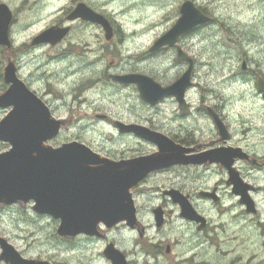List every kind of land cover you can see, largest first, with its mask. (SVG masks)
I'll use <instances>...</instances> for the list:
<instances>
[{
    "label": "rangeland",
    "instance_id": "rangeland-1",
    "mask_svg": "<svg viewBox=\"0 0 264 264\" xmlns=\"http://www.w3.org/2000/svg\"><path fill=\"white\" fill-rule=\"evenodd\" d=\"M38 1L41 0H3L15 15L14 27L20 34L17 42L41 34L54 19V6L35 4ZM87 1L104 9L118 33L105 53L0 49V95L6 90L3 70L10 57L18 67L20 78L46 100L53 116L65 119L64 128L50 146L56 148L77 141L111 158L123 152L152 151L151 144L131 136L122 137L112 125L96 119V114L126 122L151 118L163 132L168 126L172 131L181 128L174 101L168 99L156 109L147 108L134 85L115 87L104 75L107 71L143 74L163 87L179 79L188 65L177 62L174 51L151 55L149 48L173 26L179 18L180 6L186 1L194 2L216 20L179 42L181 50L193 59V85L186 91V102L197 106L200 97L210 104L223 100L232 131L240 137L241 129L249 127L246 133L252 136L250 142L258 143L262 138L258 132H264V102L256 85L258 77L264 78V0ZM81 31L76 29L73 35L77 42L84 38L96 42L100 36L95 27ZM100 37L104 39V35ZM243 62L247 66L245 71L241 69ZM4 111L0 109V117ZM261 206L264 210V200ZM55 229L54 222L47 218L24 227L21 233L15 231V235H21L23 241L19 243L27 250V256L51 260L54 264H80L77 259L86 264L90 255L84 251L82 257L77 256L69 244L58 245L53 236Z\"/></svg>",
    "mask_w": 264,
    "mask_h": 264
},
{
    "label": "flooded vegetation",
    "instance_id": "flooded-vegetation-1",
    "mask_svg": "<svg viewBox=\"0 0 264 264\" xmlns=\"http://www.w3.org/2000/svg\"><path fill=\"white\" fill-rule=\"evenodd\" d=\"M44 3L54 6L55 15L43 30L52 27L68 28V33L55 45H33L40 32L25 42H17L20 34L14 27L15 15L0 0V4H5L12 14L7 30L10 45L0 46L1 50L12 52L49 49L59 50L61 54H65L64 50H82L85 53L97 50V53H105L107 46L118 36L104 9L94 7L87 0L35 2L38 5ZM79 5L103 15L108 20L112 27V37L109 40L105 39L99 25L81 19L69 20V16ZM211 22L216 23V20L212 19ZM94 27L99 30L100 36L104 35V39L101 40L100 36H97L96 42L87 38L78 42L74 39L76 29L86 32ZM166 51L176 53V47L158 50L151 55ZM17 74L19 76L18 67ZM125 74L131 73L110 74L107 71L104 76L109 84L122 88L126 85L113 81L111 76ZM259 79L264 81L263 77H258L257 81ZM31 91L49 107L53 115L46 100ZM259 97L264 102V95L259 94ZM168 99L177 104L173 97L163 98L154 106L141 102L147 108L156 109ZM216 102L210 104L204 97H200V104L195 106L186 103L184 110L177 104L180 120L178 125L181 128L172 131L168 126L167 133L151 118L126 122L121 118L96 114V119L112 125L114 129L116 122L121 121L164 134L172 141L173 147L181 149L184 163L150 173L130 190L134 222L120 221L114 225L100 223L92 234H79L74 237L58 236L55 229L53 236L57 244H69L72 251L81 257L86 251L90 255L86 264H113L114 257L120 264H264V210L261 206V201L264 200V132H258L262 134V138L258 139L256 145L250 142L252 136L246 133L250 130L249 127L242 128L238 137L231 129L229 115L223 110L226 103L223 100ZM4 112L0 120L8 110ZM213 115L224 128L219 130ZM121 136L138 139L131 134ZM9 147L7 143L0 142V154L8 151ZM152 147L149 152H123L117 158L104 157L113 161L131 160L155 153L157 148L155 145ZM218 150L224 152L225 158L215 161L213 152ZM34 205L33 201H0V241L3 240L10 246L22 263L34 261L54 264L51 260L27 256V250L19 243V240L23 241L21 235H15V231L21 233L24 227L47 218L56 227L59 224L58 221L37 213L33 209ZM1 253L0 242V264H12L1 259ZM77 260L84 264L81 259Z\"/></svg>",
    "mask_w": 264,
    "mask_h": 264
},
{
    "label": "water",
    "instance_id": "water-1",
    "mask_svg": "<svg viewBox=\"0 0 264 264\" xmlns=\"http://www.w3.org/2000/svg\"><path fill=\"white\" fill-rule=\"evenodd\" d=\"M180 17L174 25L149 48L153 53L177 45L180 37L211 18L204 15L193 2H184ZM12 14L5 4H0V46L9 47L8 25ZM81 19L98 24L105 32V39L112 37L107 19L93 10L79 5L69 20ZM68 28H49L35 37L33 45H55L68 33ZM178 62H187L188 68L174 83L161 87L152 78L140 74L111 76L121 84H134L140 99L156 105L161 99L175 97L179 108L186 109L184 95L192 86L193 60L177 47ZM246 65L243 62L242 69ZM7 90L0 95V109L11 111L0 121V142L10 149L0 154V201H33V209L59 221L56 233L61 237L92 234L98 224L114 225L120 221L134 222V207L130 190L149 173L170 167L182 161L181 149L173 147L165 135L136 124L116 122L121 134L135 137L156 145L157 152L131 160L112 161L101 157L79 142L62 144L53 148L47 145L55 139L64 124L55 119L49 108L16 75L13 61L8 60L3 73ZM264 94V83L258 82ZM219 130L221 122L213 115ZM215 161L225 158L223 151L213 152ZM226 167H228L226 165ZM254 211L253 209H250ZM1 242V259L12 264H48L23 262L13 249ZM113 264H120L114 257Z\"/></svg>",
    "mask_w": 264,
    "mask_h": 264
},
{
    "label": "bare ground",
    "instance_id": "bare-ground-1",
    "mask_svg": "<svg viewBox=\"0 0 264 264\" xmlns=\"http://www.w3.org/2000/svg\"><path fill=\"white\" fill-rule=\"evenodd\" d=\"M36 6H37V5H36ZM36 6H35V7H36Z\"/></svg>",
    "mask_w": 264,
    "mask_h": 264
}]
</instances>
